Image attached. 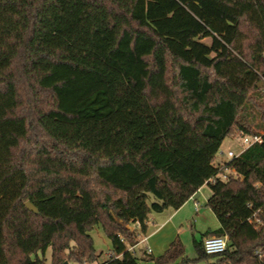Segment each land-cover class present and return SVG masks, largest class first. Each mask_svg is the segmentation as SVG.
I'll use <instances>...</instances> for the list:
<instances>
[{
  "label": "trees",
  "instance_id": "1",
  "mask_svg": "<svg viewBox=\"0 0 264 264\" xmlns=\"http://www.w3.org/2000/svg\"><path fill=\"white\" fill-rule=\"evenodd\" d=\"M263 75L264 0H0V264L94 262L98 225L103 264H175L180 238L130 248L205 184L223 226L177 264H264V140L215 163L264 127Z\"/></svg>",
  "mask_w": 264,
  "mask_h": 264
},
{
  "label": "crops",
  "instance_id": "2",
  "mask_svg": "<svg viewBox=\"0 0 264 264\" xmlns=\"http://www.w3.org/2000/svg\"><path fill=\"white\" fill-rule=\"evenodd\" d=\"M230 149L231 148H228L227 151ZM222 152L226 153L225 150H222ZM201 197H203L202 187L179 209L174 210L168 208L163 211L152 212L148 220V232L146 235H142L139 242L130 249L137 255H140L142 251L146 250L154 256H160L169 248L170 244L176 238H180L185 245V254L178 258L175 264L180 263L183 258H196L197 253L193 245V233L197 238H201L202 233L205 231L209 229L215 230L223 226V222L216 212L215 214L218 218L215 222L204 228L199 226L198 221L202 218L201 201L203 202V200L200 199ZM191 200L194 202L193 210L186 208ZM205 201L208 202V199L206 200L205 198ZM196 203L199 204L198 210L196 209ZM193 215H196V218H194L195 224L191 223V217H194ZM189 245L191 249L188 248L190 247ZM110 254L109 250L107 257H109ZM219 258L220 257H218L217 262L221 264L219 263ZM210 259L208 262H202L201 264H212ZM105 261L100 264H103ZM146 264H154V262H146Z\"/></svg>",
  "mask_w": 264,
  "mask_h": 264
},
{
  "label": "rangeland",
  "instance_id": "3",
  "mask_svg": "<svg viewBox=\"0 0 264 264\" xmlns=\"http://www.w3.org/2000/svg\"><path fill=\"white\" fill-rule=\"evenodd\" d=\"M203 41L206 42L207 44H211L212 38L206 37L203 39ZM254 128L256 130L262 128L260 117H258L255 120ZM228 148H231L235 150L236 152L240 151L242 149L241 137L240 136H228L223 141V144L217 154V158L215 161L217 165L230 159L226 154L222 153V150L227 151ZM228 173H230L229 170L227 171V174ZM202 190H203V197L200 198L201 200H203V202L201 201L202 206L200 205L202 209L201 210L202 218H200V221H198V223L200 227L204 228L205 226H208L217 220L218 216L215 214V212L222 211V209L219 207H215L214 205L212 206L207 205L209 200H212L213 197H215V193L213 192V190L210 188L209 185L207 184L203 185ZM205 198L206 200L208 199V202L205 201ZM219 201L222 202L220 198H219ZM193 205H194V202L193 200H191V202L188 203L186 208H188L189 210H193ZM193 216L194 217H191V220H192L191 223L195 224L194 218H196V215H193ZM90 233L93 237V241H94V245L97 250V253H98V257H97V260H95L94 262L84 263V264H100L103 261L108 259L107 253L111 249V241L101 225L96 226L93 230H91ZM188 248L191 249V246ZM47 254L48 256L50 255V250L48 251ZM217 259H218L217 256H213L211 257L210 261H212V264H218ZM68 264H82V263H79L76 261H70Z\"/></svg>",
  "mask_w": 264,
  "mask_h": 264
},
{
  "label": "built area",
  "instance_id": "4",
  "mask_svg": "<svg viewBox=\"0 0 264 264\" xmlns=\"http://www.w3.org/2000/svg\"><path fill=\"white\" fill-rule=\"evenodd\" d=\"M239 136L242 140V149L240 151L236 152L235 150L230 149L226 151V153L222 152L226 154L230 159L241 155L247 148L254 145L255 143L262 142L264 140V127L256 130L255 133H241ZM221 177L224 180L228 179V175L226 173L223 174ZM196 209H199L198 203H196ZM137 226H139V223H137ZM203 245L207 254L222 253L228 247V235L223 234L206 236L203 239Z\"/></svg>",
  "mask_w": 264,
  "mask_h": 264
},
{
  "label": "water",
  "instance_id": "5",
  "mask_svg": "<svg viewBox=\"0 0 264 264\" xmlns=\"http://www.w3.org/2000/svg\"><path fill=\"white\" fill-rule=\"evenodd\" d=\"M263 86H264V75H263L262 80L258 83V87H263ZM162 178H164L163 175H162ZM25 204L29 210L38 212L37 207L31 201H27ZM64 264H68V261H65Z\"/></svg>",
  "mask_w": 264,
  "mask_h": 264
}]
</instances>
